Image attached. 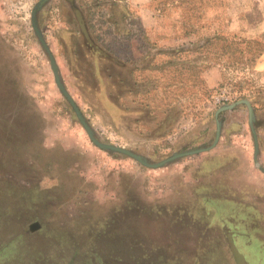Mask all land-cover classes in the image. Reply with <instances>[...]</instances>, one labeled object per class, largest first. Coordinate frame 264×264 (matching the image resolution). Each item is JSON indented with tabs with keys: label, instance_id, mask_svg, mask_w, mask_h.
Listing matches in <instances>:
<instances>
[{
	"label": "rangeland",
	"instance_id": "rangeland-1",
	"mask_svg": "<svg viewBox=\"0 0 264 264\" xmlns=\"http://www.w3.org/2000/svg\"><path fill=\"white\" fill-rule=\"evenodd\" d=\"M38 1L0 0V264H264V175L243 203L205 201L201 153L150 167L97 146L33 31ZM36 17L98 141L156 164L226 111L249 130L242 101L264 135V0H46Z\"/></svg>",
	"mask_w": 264,
	"mask_h": 264
},
{
	"label": "crops",
	"instance_id": "crops-1",
	"mask_svg": "<svg viewBox=\"0 0 264 264\" xmlns=\"http://www.w3.org/2000/svg\"><path fill=\"white\" fill-rule=\"evenodd\" d=\"M57 16L58 23L62 25V21L59 20V14H57ZM128 45L130 47V50H128V55L130 57L136 58L143 54L142 50L132 49L131 42L128 43ZM109 54L110 52L104 51L103 49V56ZM240 116L242 115L234 114V111H226L223 113L217 142L212 147L198 152L202 155L195 166V172H197V174H195V179L196 182H203V184H199L198 186L203 185L205 190L196 193V186L193 189L194 195L192 198H201L205 199V201L212 198L242 199L243 203V198L247 195V186L250 187L255 183V180L263 178L260 176L264 175V171L261 170L254 161V138L252 130L251 128L249 130L245 128V123L243 124V120ZM257 131L258 130L255 129L258 145L256 158L258 164L263 169L264 135ZM207 132L208 131H205L204 128L203 131L196 134L197 139L195 141L200 143L198 147L207 148L215 141L216 131L215 134L212 133V136H210L211 133ZM249 139L253 141L250 145ZM240 141L243 143H240ZM263 196L264 194H262L260 198L264 199ZM254 209L256 210V208ZM259 214L262 216L261 213ZM259 223L264 230V222L260 221Z\"/></svg>",
	"mask_w": 264,
	"mask_h": 264
},
{
	"label": "water",
	"instance_id": "water-1",
	"mask_svg": "<svg viewBox=\"0 0 264 264\" xmlns=\"http://www.w3.org/2000/svg\"><path fill=\"white\" fill-rule=\"evenodd\" d=\"M46 0H39L37 3H35V5L33 6L32 10H31V25H32V28H33V31L39 41V43L41 44L42 48L44 49L45 53L47 54L48 58H49V61H50V65H51V69L54 73V78H55V81L58 85V87L60 88V90L62 91V93L65 95V97L68 99V101L71 103L78 119L80 120L81 124L83 125V127L86 129L88 135L90 136L91 140L99 147L101 148H105V149H110L112 151H118V152H122L124 154H127L129 156H132V157H135L137 160H139L141 163L147 165V166H150V167H157V166H161V165H164L166 163H169L170 161L180 157V156H183V155H190V154H194V153H198L202 150H206L210 147H212L218 140V137H219V132H220V121L217 119V125H216V134H215V141L213 142L212 145H210L209 147L207 148H199V149H194V150H190V151H187V152H184V153H180V154H175V155H172L162 161H160L159 163H156V164H148L146 162H144L143 160H141L139 157H137L135 154H133L132 152L126 150V149H123V148H120V147H117V146H114V145H110V144H106V143H102L100 141H98L94 135L92 134L91 132V129L89 127V125L87 124V122L85 121V119L83 118V116L81 115L78 107L76 106V104L74 103V101L72 100V98L70 97V95L67 93V91L65 90L64 88V85L62 84V81L60 79V75L58 73V66L56 64V61H55V58H54V55L53 53L51 52L48 44L46 43V40L44 39V36H43V33H42V30L40 29L39 25H38V22H37V17H36V11L38 10V8L45 2ZM241 102V101H239ZM237 102V103H239ZM244 103H246V105L248 106V122H249V125H250V128L252 130V133H253V138H254V161H255V164L261 169L264 171V168L262 169L260 167V165L258 164L257 162V158H256V154L258 152V145H257V139H256V133H255V130H254V127H253V110H252V107L250 106V104L247 102V101H242ZM237 103H233V104H226V105H223L221 107H219L215 113V117L217 118L218 117V113L220 111H223V110H227V109H231L235 104ZM35 225L37 226V224L35 223ZM33 225L35 228L36 226Z\"/></svg>",
	"mask_w": 264,
	"mask_h": 264
},
{
	"label": "built area",
	"instance_id": "built-area-1",
	"mask_svg": "<svg viewBox=\"0 0 264 264\" xmlns=\"http://www.w3.org/2000/svg\"><path fill=\"white\" fill-rule=\"evenodd\" d=\"M10 11L13 12V14L18 13L17 7L15 5H11ZM229 100H230V97L228 95H226L224 90H221L220 93L218 94V96L215 97L214 102L217 105H222V104L229 102Z\"/></svg>",
	"mask_w": 264,
	"mask_h": 264
},
{
	"label": "trees",
	"instance_id": "trees-1",
	"mask_svg": "<svg viewBox=\"0 0 264 264\" xmlns=\"http://www.w3.org/2000/svg\"><path fill=\"white\" fill-rule=\"evenodd\" d=\"M176 218V217H175Z\"/></svg>",
	"mask_w": 264,
	"mask_h": 264
}]
</instances>
